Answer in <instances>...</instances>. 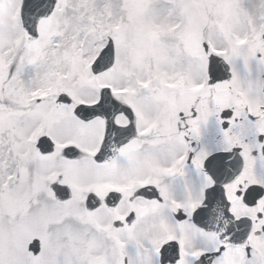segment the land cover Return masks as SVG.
<instances>
[{"label": "snow or ice", "instance_id": "6c2138e0", "mask_svg": "<svg viewBox=\"0 0 264 264\" xmlns=\"http://www.w3.org/2000/svg\"><path fill=\"white\" fill-rule=\"evenodd\" d=\"M0 264H264V0H0Z\"/></svg>", "mask_w": 264, "mask_h": 264}]
</instances>
